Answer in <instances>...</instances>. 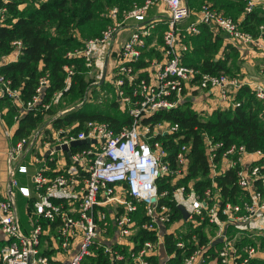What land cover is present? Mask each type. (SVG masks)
<instances>
[{"label": "built area", "instance_id": "built-area-1", "mask_svg": "<svg viewBox=\"0 0 264 264\" xmlns=\"http://www.w3.org/2000/svg\"><path fill=\"white\" fill-rule=\"evenodd\" d=\"M243 1L247 14L258 8L264 11V0ZM157 2L168 11L161 57L145 61L147 39L161 22L147 18ZM107 15L112 23L101 35L68 54V58L84 60L88 75L94 78L85 96L75 105L48 115L44 124L23 137L16 136L22 116L41 110L54 111L64 98L57 92L50 101H45L50 80L48 75H43L32 98L24 100L22 88L14 86L13 80L3 74V66L22 57L21 40L14 41L12 52L0 58V158L5 156L8 165L7 191L0 195V230L6 239L0 250V264H96L99 259L102 264H159L161 248L166 253L162 264H205L211 257L207 255L208 249L222 237L216 257L219 264H252L260 245L238 247L228 235V229L264 237V150L249 151L237 144L227 146L205 134L209 185L196 190L190 181L176 188L188 176L191 145L181 143L185 135H180L178 124L167 121L145 124L144 120L188 102V95L196 91L216 96L220 102L236 108L240 106L235 100L236 93L249 87L264 103V80L250 84L241 77L213 75L188 66L185 57L190 48L184 43L187 35L199 34V25H207L225 33L233 47L264 57V27L255 36L238 21L205 4L199 22L182 29L181 24L192 15L185 0H146L131 11L121 13L113 8ZM8 16L7 8H0V25L6 24ZM131 21L138 26L121 48L117 67L110 75V93L120 112L128 115L132 123L119 131L110 123L98 120L84 122L79 130L80 122L56 126L59 118L95 104L96 97L102 101L95 93L101 89L98 49L112 42ZM64 72L69 86L75 67L65 66ZM172 135H177L174 142L178 147L174 162L162 141V137ZM80 141L88 142L72 145ZM28 164L38 167L33 189L20 185L16 179L17 174L28 176ZM231 171L234 186L238 188L235 201L225 197L224 187L218 182ZM165 177H170V184L175 187L169 203H162V198L170 196L169 192L159 193L158 189V181ZM16 192L31 202L29 231L22 227ZM179 196L190 207L180 202ZM173 200L178 210L179 206L185 207L188 219L183 218L180 210L181 218H175ZM141 210L144 221L139 214ZM255 220L259 226L252 229ZM172 226L179 228L171 233ZM206 227L216 228V232L208 237L207 245H201L197 230L203 228L205 234ZM140 230L153 233L155 241L148 240L137 248L132 237ZM170 235L174 241L172 252L166 244ZM49 242L58 247L53 249L60 258L41 253L42 243Z\"/></svg>", "mask_w": 264, "mask_h": 264}, {"label": "trees", "instance_id": "trees-1", "mask_svg": "<svg viewBox=\"0 0 264 264\" xmlns=\"http://www.w3.org/2000/svg\"><path fill=\"white\" fill-rule=\"evenodd\" d=\"M146 0H44L20 9L26 1L23 0H0V8H7L9 16L6 24L0 25V58L10 54L13 50L12 43L21 40L24 44L23 55L17 62L3 66L2 72L13 80L14 86L22 88L24 100L32 98L38 86L39 79L48 75L50 85L45 91V101H50L55 93L61 92L62 98L71 100L82 99L88 88L87 69L81 58H68V54L83 47V38L92 39L99 37L110 24L108 10L117 8L121 13L133 10L137 4L145 3ZM194 4L195 0H187ZM197 1V0H196ZM242 1V0H239ZM30 2V1H28ZM33 2V0L31 1ZM141 6V5H140ZM245 6V5H244ZM243 5L234 2L224 3L216 1L215 7L218 12L236 16L245 13ZM242 27L245 31L259 34L260 27H264V11L256 9L252 13H245ZM199 34L187 35L184 43L190 48L185 57V64L200 69L204 73L218 75L221 73L239 77L236 71H240L238 51L228 45L221 52L224 42L223 34L214 33L207 25L199 26ZM221 53V54H220ZM65 66H74L75 74L69 86L66 85ZM236 72V74H235ZM235 100L240 103L239 107L229 110H217L211 116L204 118L191 110L188 102L169 112H161L150 119L144 120L145 124L167 121L172 125L180 126V135H185L181 143L191 145V165L188 176L176 184V188L194 182L196 190H203L209 185L206 179L209 174V165L204 152V135L213 136L217 141L224 142L227 146L237 144L244 145L249 151L264 150V103L259 100L249 87H243L235 95ZM94 106L93 104H90ZM88 104L76 109L62 118H59L56 126L66 123L98 120L108 122L117 131L124 126H129L132 120L128 115L121 114L118 103L113 101L111 109L115 113L93 112ZM13 114L15 109H11ZM53 110H41L37 114L29 113L20 118L16 136L23 137L30 130L40 127ZM177 135L164 136L169 159L174 162V156L178 151L174 139ZM175 166V164L173 165ZM171 178L165 177L158 181L159 193L169 192L168 197L162 198V203L172 200ZM219 185L224 187L226 198L235 201L238 188L234 186L235 177L231 171L225 177L218 179ZM171 205L175 211V218H181L176 201ZM142 213V210L139 214ZM177 214V215H176ZM179 214V216H178ZM143 221L144 214H140ZM201 245H207L209 238L204 234L203 228L197 230ZM139 248L144 242L155 241L153 233L140 230L132 237ZM241 246L254 245L250 239H243ZM173 237H166L169 252L174 250ZM264 246V238L260 244ZM258 247V246H256ZM2 244L0 243V250ZM212 252V253H211ZM177 254L180 256L181 251ZM207 255L217 257L214 248L210 246ZM107 262L106 258H103ZM252 264H264V261H253Z\"/></svg>", "mask_w": 264, "mask_h": 264}, {"label": "crops", "instance_id": "crops-1", "mask_svg": "<svg viewBox=\"0 0 264 264\" xmlns=\"http://www.w3.org/2000/svg\"><path fill=\"white\" fill-rule=\"evenodd\" d=\"M185 1L189 4V2L187 0H185ZM216 1H218V0H211V2H212L211 6L217 10V8L215 7ZM219 1H223V0H219ZM189 6L192 9V15L189 17L188 20L184 21L181 24L182 29H186L191 24L197 23L200 20V11H201L200 9L201 8L199 10H196V9H193L192 4H189ZM258 9H261V8H258ZM106 16H108V15H106ZM108 17L110 19V23H112L111 17L110 16H108ZM244 17H245V13H242L239 18H236V21H238L242 25V23L245 19ZM147 18L149 20L159 19L161 21L157 25L156 29L154 30L153 35L147 39V47L144 51V60L145 61H151V60H154L156 58L161 57V50L163 47V45H162L163 44V33L166 29V21L168 19V11H167L165 5L162 4L161 2H157V4L149 10V12L147 14ZM127 26H128V28L126 30L122 31V33L119 36H117L112 42H110L108 49H105V51H104V53L106 54V59H104V62H103L104 68L103 69L98 68L99 72H100L99 78L101 80L100 81L101 89L98 86L100 90H104V91L107 90L109 92L111 91V88H112L111 85L112 84L110 83V79H111L110 75L112 74L114 69L117 67V64L119 61V53L121 51L122 46L128 40L129 36L131 35V33L133 32L135 27L138 26V24H136L134 21H131V22H129V25H127ZM199 26H198V28H199ZM211 30L214 33L223 34V36H224V42H223V47L221 49V52L228 45L232 46L230 44L231 42L228 39V36L225 33H223L222 31H220L217 28H211ZM199 31H200V29H199ZM191 35H194V34H191ZM233 48H235V47H233ZM235 49L238 51V54H239V57H238V62L240 65L239 73L242 72V74L237 73V75H240V77L243 80H245L247 83H250V84H253L256 81H259V79L257 80L254 78L255 76L258 75V73H257L258 67L257 66L259 63H257V62H258V60L264 59V58L261 56V54H255L253 52H250V50H248V49H244V50H240L238 48H235ZM105 69H106L107 73H106L105 80L102 83V78H103V74H104ZM254 70L256 72L255 75L246 76V73H249V72L254 71ZM89 77H92V76H89ZM260 77L261 78L263 77L261 80H264V69H262ZM92 82L93 81H89V79H88V85L92 84ZM187 100H188V103H191V105L195 109V111H197L196 113L202 114L201 113L202 111H203V113H206V111H209L210 114L208 115V117L211 116L217 110H229L231 108L230 104L220 102L216 96H211L210 94H208L206 92H202V91H196L194 93L189 94ZM121 114H124V113H121ZM2 158L4 159V162L6 163V157L2 156ZM3 159H1L0 161H2ZM7 174H8V172H7ZM6 183L8 185V181H6ZM3 184H4V182L2 180H0V195H4L6 193V192L3 193V190H2ZM24 199H26V198H24ZM30 204H31V202H29V200H28V203L26 204L28 216H29L28 206ZM29 218H30V216H29ZM178 228L179 227L175 228L172 226V227H170L169 232L173 233ZM23 229L25 231H28L25 227ZM181 229H183V228H181ZM181 229H179V230H181ZM204 230L206 231L205 234L207 237H213L215 235V232H216V228H212V227H206V228H204ZM231 230H233V231H231ZM234 230H235L234 228L230 227L228 229V235L230 237H232V239L235 240L238 247L242 243L241 241L245 238L251 240L255 236L260 237L259 234H252V232H241V231L237 230L238 232H236V233H239L238 237H239V235H242L241 238L238 239L233 234L236 231V230L235 231ZM262 238H264V237H262ZM5 242H6L5 236L2 233V231L0 230V243L2 244V247L5 245ZM215 242L212 244V247L214 248V251L217 254L218 250L221 249V247H222V242L221 243L220 242L215 243ZM54 246L56 248H58L52 242H49L48 244L42 243L41 253L43 255L50 256L52 258H60V254L56 251V249H53ZM246 246H254V245H246ZM246 246H242V247L244 248ZM262 248H264V246ZM165 256H166L165 250H164V248H161V250L158 254V257H157L159 264H162L163 260L165 259ZM255 260L256 261H264V249L262 250L261 247H260V251L255 256V259L253 261H255ZM96 261H97L96 264H102L101 259L96 260ZM205 264H219V261L217 258L211 256V257H208Z\"/></svg>", "mask_w": 264, "mask_h": 264}, {"label": "rangeland", "instance_id": "rangeland-1", "mask_svg": "<svg viewBox=\"0 0 264 264\" xmlns=\"http://www.w3.org/2000/svg\"><path fill=\"white\" fill-rule=\"evenodd\" d=\"M42 1H44V0H33V2H31V1L30 2H25V4L22 5L20 9H24V8H26V7H28V6L32 5V4H37V3L42 2ZM223 2L224 3L234 2L235 4H237L239 6L240 5H243V6L245 5V2L243 0L242 1H239V0H223ZM205 4L211 5L212 2H211V0H197V1L195 0V2L193 4V9L199 10ZM140 5H142V3L137 4V6H140ZM244 9H245V6H244ZM222 14L224 16H226V17L232 18L230 16V14H225V13H222ZM239 17H240V15L236 16V18H239ZM234 20H236V19H234ZM127 25H129V23ZM104 30H105V28H104ZM78 36L82 40L83 43L85 41L89 40V39L83 38L80 35V33H78ZM109 45L110 44L104 46L101 49H98L97 61H98V66L101 69L104 68V63L103 62H104V59H106V54L104 53V51H105V49H108ZM257 63H259L258 66H257L258 67L257 68L258 75L255 76L254 78L257 79V80L258 79L261 80L263 77L261 78L260 77V74H261L262 69H264L263 68L264 67V59L258 60ZM236 72L239 73V71H236ZM236 72H235V74H236ZM255 73L256 72L254 70V71H251L249 73H246V76H253V75H255ZM239 74H242V72L239 73ZM87 76H88V74H87ZM89 76H88L89 81H93L94 80L93 79V76L92 77H89ZM238 76L240 77V75H238ZM95 93L96 94L98 93V96L101 97L102 101L101 100H98V97H96V101H95L94 106H91L90 104H88L89 106H91V108L89 110L90 111H93V112H99V113L112 112L114 114L115 113L114 109H111L112 108L111 107V104L114 101V98L113 99L111 98V93L108 92V91L104 92V90H100V91H97ZM80 100L75 99V100L72 101L70 97L69 98L62 99L61 102H60V105L54 108V112H57L59 110L67 109L68 107H70L72 105H75ZM189 104L191 106V110L194 111V112H197L192 107L191 103H189ZM201 113H202V116H205V118H207L208 115L210 114L209 111H206V113H203V111H202ZM31 158H32V156H30L29 159H31ZM1 159H3V158H0V160ZM28 167H29V174H28V176L17 174L16 175V179L18 180V182H19L20 185L29 186L31 189H33V186H34L33 178L36 175V172L38 170V167L31 166L29 164H28ZM7 168H8V165H7V163L4 162V159L2 161H0V180H2L4 182V184L2 185L3 186L2 187L3 193H5L7 191V183H6V181H8ZM178 198H179V201L180 202L183 201V203L187 207H190V203L189 202H187L185 200H181V196H179ZM16 201H17L18 214H19V217H20V220H21L22 227L23 228L25 227L29 231L31 229V224H30V218L28 216V212H27V209H26V204L28 203V200L22 198V196L16 192ZM258 226H259L258 220H255L254 222L251 223V228L252 229H256V228H258ZM231 231H233V230H231ZM236 232H238V231L236 230L235 233H233V234L238 239L241 238L242 235H239V237H238V234L239 233H236ZM251 241L254 242V244L256 246H258L259 244L262 243V236H260V237L255 236V237H253L251 239Z\"/></svg>", "mask_w": 264, "mask_h": 264}, {"label": "water", "instance_id": "water-1", "mask_svg": "<svg viewBox=\"0 0 264 264\" xmlns=\"http://www.w3.org/2000/svg\"><path fill=\"white\" fill-rule=\"evenodd\" d=\"M106 69L104 70V74H103V78H102V83H103V81L105 80V77H106ZM88 141H80V142H75V143H73L72 145L74 146V147H77V146H80V145H82V144H85V143H87ZM65 149H66V147H64ZM59 149V148H58ZM179 210L181 211V213H182V216H183V218L184 219H188V216H189V214H188V212H187V210L185 209V207L184 206H179ZM223 241V237L222 238H220L218 241H216L215 243H218V242H222Z\"/></svg>", "mask_w": 264, "mask_h": 264}]
</instances>
